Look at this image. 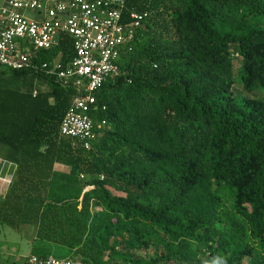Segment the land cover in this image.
Segmentation results:
<instances>
[{"label": "trees", "instance_id": "obj_1", "mask_svg": "<svg viewBox=\"0 0 264 264\" xmlns=\"http://www.w3.org/2000/svg\"><path fill=\"white\" fill-rule=\"evenodd\" d=\"M123 14L147 17L89 112L90 150L61 135L81 92L42 67H67L71 38L0 69V158L17 166L0 221L84 264H264V0Z\"/></svg>", "mask_w": 264, "mask_h": 264}, {"label": "built area", "instance_id": "obj_2", "mask_svg": "<svg viewBox=\"0 0 264 264\" xmlns=\"http://www.w3.org/2000/svg\"><path fill=\"white\" fill-rule=\"evenodd\" d=\"M127 0H3L0 6V69L13 72L35 69L40 53L72 39L76 56L64 67L43 64L64 85L81 92L62 126L61 135L81 141L90 150L95 125L89 112L97 105L102 86L121 74L124 55L132 53L147 15L133 14L126 22ZM34 14L35 17L29 15ZM38 92H34L37 96ZM102 123V127L106 126ZM17 166L0 158V196L12 186ZM25 264H84L80 260L31 256Z\"/></svg>", "mask_w": 264, "mask_h": 264}, {"label": "rangeland", "instance_id": "obj_3", "mask_svg": "<svg viewBox=\"0 0 264 264\" xmlns=\"http://www.w3.org/2000/svg\"><path fill=\"white\" fill-rule=\"evenodd\" d=\"M2 3L3 0H0V6ZM29 16L35 17L34 14ZM235 58L238 59L237 56ZM238 64L236 60V65ZM235 93L241 97L247 95L240 86L235 87ZM3 198L4 196H0V206ZM36 230L37 226L23 224L22 221L18 229L0 221V264H25L31 256L52 257L60 260L72 259L66 249L37 241Z\"/></svg>", "mask_w": 264, "mask_h": 264}, {"label": "crops", "instance_id": "obj_4", "mask_svg": "<svg viewBox=\"0 0 264 264\" xmlns=\"http://www.w3.org/2000/svg\"><path fill=\"white\" fill-rule=\"evenodd\" d=\"M2 5H3V3H2ZM2 5H1V6H2ZM58 167H60V168H61V166H57V167H56L58 171H65V169H64L63 167H62V168H63L62 170H59V168H58Z\"/></svg>", "mask_w": 264, "mask_h": 264}]
</instances>
